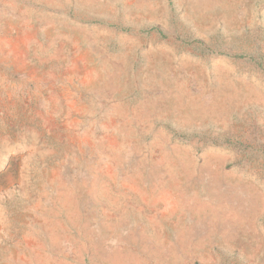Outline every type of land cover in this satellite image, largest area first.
I'll list each match as a JSON object with an SVG mask.
<instances>
[{
  "label": "rangeland",
  "instance_id": "obj_1",
  "mask_svg": "<svg viewBox=\"0 0 264 264\" xmlns=\"http://www.w3.org/2000/svg\"><path fill=\"white\" fill-rule=\"evenodd\" d=\"M0 264H264V0H0Z\"/></svg>",
  "mask_w": 264,
  "mask_h": 264
}]
</instances>
